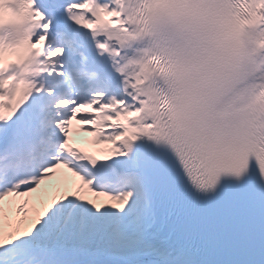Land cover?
Returning <instances> with one entry per match:
<instances>
[{
	"label": "snow or ice",
	"instance_id": "snow-or-ice-1",
	"mask_svg": "<svg viewBox=\"0 0 264 264\" xmlns=\"http://www.w3.org/2000/svg\"><path fill=\"white\" fill-rule=\"evenodd\" d=\"M0 264H264V0H0Z\"/></svg>",
	"mask_w": 264,
	"mask_h": 264
}]
</instances>
